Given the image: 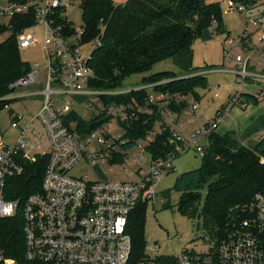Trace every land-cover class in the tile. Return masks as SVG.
<instances>
[{
	"label": "built area",
	"instance_id": "obj_1",
	"mask_svg": "<svg viewBox=\"0 0 264 264\" xmlns=\"http://www.w3.org/2000/svg\"><path fill=\"white\" fill-rule=\"evenodd\" d=\"M69 1L0 0V18L9 20L18 13L35 17L17 33L20 48L36 40L38 25L45 31V64L31 62L26 79L21 77L16 82L41 87L25 95H42L39 109L34 114L19 113L10 102L1 103L8 109L18 136L7 141L0 124V217L14 216L22 206L26 257L39 264H264V190L255 192L224 227H203L197 249L156 256L145 253V248L156 250L159 244L155 242L148 247L144 244L142 254L137 255L127 229L130 213L139 202H158V183L163 172L176 168L175 158L189 150L203 155L209 134L223 117L235 105L249 104L243 96L247 81L258 82L259 89L252 93L258 98L264 96V0H227L228 7L248 13L242 31L227 32L223 41L225 55L234 61L233 72L242 86L233 92L228 106L218 109L213 120L190 134L177 128L181 124L177 115V127H171L169 135L172 148L160 156H154L148 144L162 128H152L131 141L128 126L141 113H151L153 105L162 114L167 99L175 93L155 88L165 79L142 81L128 88L123 84H93L96 71L89 62L92 49L84 52L76 36L81 26L79 33L69 35L55 21V8H65ZM94 41L98 44L100 36ZM193 74L203 72L199 69L183 75ZM144 88L148 94L143 102L104 99V95ZM11 94L8 96L14 97ZM80 105L89 111L88 116ZM198 106V101L192 105ZM96 115L105 119L92 127L81 123L80 118ZM135 149L140 152L138 158ZM40 156L48 158L41 188L30 192L22 203L9 197L11 179L24 171L27 160ZM260 157L264 162V153ZM81 163L94 164L97 177L72 172ZM106 165L119 169L109 173ZM0 264L20 262L0 246Z\"/></svg>",
	"mask_w": 264,
	"mask_h": 264
},
{
	"label": "trees",
	"instance_id": "obj_2",
	"mask_svg": "<svg viewBox=\"0 0 264 264\" xmlns=\"http://www.w3.org/2000/svg\"><path fill=\"white\" fill-rule=\"evenodd\" d=\"M81 7L83 24L77 35L74 24L66 15H62L63 7L55 8L54 17L56 24H61L65 33L78 36L80 42L100 36V42L92 48L89 59L96 71L93 84L100 87L120 86L130 74L149 70L162 58L191 50L197 34L203 40H210L214 34L226 31L219 1L125 0L117 3L114 0H81ZM34 21L35 17L31 13L15 14L7 23L0 21V34H4L0 37V104L14 99L8 95L20 86L16 82L32 68L31 62L21 56L17 33ZM200 67L196 65L188 70H199ZM173 74V70L156 71L145 75L142 81L167 78L168 81L155 88L165 87L171 92L192 91L195 97L199 95L196 88L207 85L205 74L171 78ZM147 94L145 88L133 89L126 93L104 95V99L106 102H143ZM243 96L249 102L257 103L260 100L248 91ZM184 100L178 103L179 112L182 111V105H186ZM175 105L177 103L173 102V107ZM153 107L151 113L143 112L129 124L127 134L131 141L145 136L161 119L159 107ZM104 119L101 115L90 119L80 118L81 123L89 127ZM251 127L246 128L247 135H251ZM170 129L169 125L162 127L148 144L154 156L164 155L171 150ZM259 153H264V135L253 146H246L230 129L224 133L213 130L208 136L202 164L182 172L175 179L174 188L181 191L178 209L183 214L197 217L206 228L224 227L229 218L251 200L255 192L264 190V162L260 161ZM47 163L46 156H40L34 161L27 160L24 171L11 179L8 196L19 198L22 203L30 192L40 189ZM205 185V201L199 207L201 188ZM164 194L168 199L163 207H168L171 205L170 189H166ZM147 204L139 202L130 213L127 224L137 255L142 254L145 244L143 232ZM21 208L14 216L0 217V246L20 264H39L25 255Z\"/></svg>",
	"mask_w": 264,
	"mask_h": 264
},
{
	"label": "rangeland",
	"instance_id": "obj_3",
	"mask_svg": "<svg viewBox=\"0 0 264 264\" xmlns=\"http://www.w3.org/2000/svg\"><path fill=\"white\" fill-rule=\"evenodd\" d=\"M115 2H124L125 0H114ZM207 2L219 1L223 23L226 27V31L215 34L210 40H203L198 34L194 38V42L191 50L184 51L180 54L170 55L155 62L149 70L137 71L130 74L125 78L123 87H134L140 84L145 75L156 71L173 70L174 74L171 78L178 76H184L193 66L200 65V71L207 77V85L197 87L198 96L195 97L194 92H182L175 91L173 96L171 95L166 101L165 111L162 113L159 124L155 126V129H161L165 125L170 127H177L174 122L176 116L179 115L181 122L177 127L183 134L187 135L197 127L202 126L209 120H213L217 114V111L222 106H228L227 101L233 96V92L240 89L242 84L239 82L237 75L233 72L234 61L230 56L225 55L224 52V36L227 32L238 33L241 32L244 27V21L248 13L246 11H240L228 7L227 0H206ZM62 15H66L69 20L75 26V33H79L80 26L83 24L82 20V7L81 0H70L69 3L62 8ZM0 21L8 22L9 20L0 18ZM103 27V26H102ZM36 40L27 47L20 49L23 59L29 62H39L41 65L46 62V55L44 51V28L41 25L36 27ZM4 34H0L3 37ZM95 39V38H94ZM94 39L87 42H82L84 46V52L90 51L95 46ZM191 70V69H190ZM188 71V72H187ZM195 71V70H193ZM43 70H40L43 76ZM160 76V75H159ZM165 76V75H161ZM23 79H26L24 77ZM163 79V78H161ZM172 80V79H171ZM169 80V81H171ZM164 81H168L165 78ZM164 85V84H163ZM258 82L247 81L245 90L248 92H255L259 89ZM41 89L36 85H21L16 87L15 91L11 94L13 100L10 101V106L19 113H31L34 114L40 107L42 101V95H27L32 92H37ZM163 89H166L163 87ZM264 89V88H263ZM152 91V90H151ZM218 93V95H216ZM244 93V92H243ZM185 99V104L182 105V111L179 112L180 106L178 103ZM195 101L199 102V106L193 108L192 105ZM173 102L177 105L173 107ZM227 103V104H226ZM250 104L241 108L240 105H235L229 113H227L216 130L220 133H224L227 130H232L235 136L240 142L246 146H253L255 142L262 136L264 132V96L260 97L257 103L249 102ZM80 110L86 115H89V111L83 106H78ZM174 113V117L172 115ZM173 119V121H172ZM161 121H164L162 124ZM206 121V122H205ZM0 124L4 133V137L7 141H14L18 136V130L11 125V115L7 108H4L0 104ZM252 126L251 135H247L246 128ZM136 153V157L140 156V152L137 149L133 150ZM262 154V153H261ZM259 153V156H261ZM202 154L195 150H189L188 152L181 153L175 158L176 168L171 171L163 172L161 179L158 183V188L161 191L158 202L153 204L148 202L145 210L144 220V241L145 245L152 246L158 243L154 252L145 248V253H152V255L163 254H178L186 248H199L200 241L198 237L203 232V225L199 222L197 217H191L183 214L178 209V200L181 195V191L174 188V182L176 177L182 172L199 167L202 164ZM261 161V157H260ZM262 162V161H261ZM109 173L119 169V166L109 169L104 166ZM95 165L81 163L74 167L72 172L87 173L90 177L96 178V172H94ZM131 177V176H129ZM166 189L171 191V205L163 207V204L167 201L168 197L164 194ZM207 186L201 188L200 206L205 201Z\"/></svg>",
	"mask_w": 264,
	"mask_h": 264
},
{
	"label": "crops",
	"instance_id": "obj_4",
	"mask_svg": "<svg viewBox=\"0 0 264 264\" xmlns=\"http://www.w3.org/2000/svg\"><path fill=\"white\" fill-rule=\"evenodd\" d=\"M249 104H250V103H249ZM249 104H248V105H249ZM248 105H246V106H244V107H241V106H240V107H241V108H245V107H247ZM205 122H206V121H205Z\"/></svg>",
	"mask_w": 264,
	"mask_h": 264
}]
</instances>
